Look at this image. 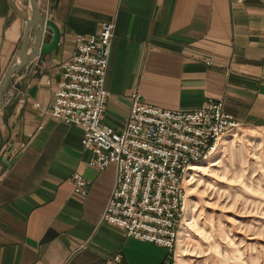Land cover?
I'll return each instance as SVG.
<instances>
[{"label": "crops", "instance_id": "0c3cea01", "mask_svg": "<svg viewBox=\"0 0 264 264\" xmlns=\"http://www.w3.org/2000/svg\"><path fill=\"white\" fill-rule=\"evenodd\" d=\"M36 2L59 35L2 89L0 264H168L170 248L101 218L113 164L89 165L80 127L47 113L58 65L70 58L76 33L111 22L102 123L122 127L136 92L143 104L168 110L217 98L239 124L263 126L264 0ZM29 15L28 0H0V76ZM72 172L84 179L83 193L71 189Z\"/></svg>", "mask_w": 264, "mask_h": 264}, {"label": "built area", "instance_id": "2783aa9c", "mask_svg": "<svg viewBox=\"0 0 264 264\" xmlns=\"http://www.w3.org/2000/svg\"><path fill=\"white\" fill-rule=\"evenodd\" d=\"M111 34V22L75 34L70 58L58 65L46 111L80 127L79 142L89 150V165L113 164L101 218L119 225L126 235L170 248L182 210L188 163L201 159L219 134L237 122L217 98L206 97L191 110H168L143 104L132 92L122 127L102 123ZM69 181L73 191L83 193L84 179L77 172Z\"/></svg>", "mask_w": 264, "mask_h": 264}, {"label": "rangeland", "instance_id": "374dc122", "mask_svg": "<svg viewBox=\"0 0 264 264\" xmlns=\"http://www.w3.org/2000/svg\"><path fill=\"white\" fill-rule=\"evenodd\" d=\"M221 136L190 176L195 190L177 221L187 216L184 255H174V241L173 264H264V125L237 122Z\"/></svg>", "mask_w": 264, "mask_h": 264}, {"label": "water", "instance_id": "95a60500", "mask_svg": "<svg viewBox=\"0 0 264 264\" xmlns=\"http://www.w3.org/2000/svg\"><path fill=\"white\" fill-rule=\"evenodd\" d=\"M30 15L25 18L24 30L17 47L15 58L5 67L0 76V97L6 77L10 72L23 65L29 55L45 53L53 49L58 40V29L54 22L48 18L40 17L36 0H28ZM30 45V52H25Z\"/></svg>", "mask_w": 264, "mask_h": 264}, {"label": "bare ground", "instance_id": "6f19581e", "mask_svg": "<svg viewBox=\"0 0 264 264\" xmlns=\"http://www.w3.org/2000/svg\"><path fill=\"white\" fill-rule=\"evenodd\" d=\"M223 136L219 137L217 141L213 142V144L208 148L207 152H205L204 156L201 159L188 163L186 174H185L186 177L184 178V195H183V201H182L181 217L183 215L185 208H187V204L185 203L186 197L190 196L195 190L194 187L190 186V181H189L190 176L192 174H195V171L199 169L198 161L205 159L208 156V154L209 156L212 155L215 152L216 148H218L219 146L223 145L226 142L227 138H222ZM187 220L188 219L186 215L183 217L182 220L180 219L179 220L180 227L178 224V227H177L178 229L176 230V238H175L176 247L174 246V250H175L174 255H176V257H178L180 260L182 259V256L184 255L183 244H184V239H185V225L188 224Z\"/></svg>", "mask_w": 264, "mask_h": 264}]
</instances>
